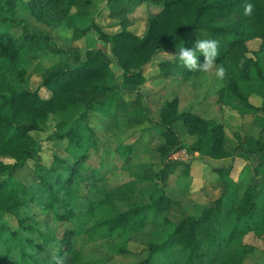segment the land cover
<instances>
[{
  "label": "trees",
  "instance_id": "obj_1",
  "mask_svg": "<svg viewBox=\"0 0 264 264\" xmlns=\"http://www.w3.org/2000/svg\"><path fill=\"white\" fill-rule=\"evenodd\" d=\"M93 1L0 0V218L18 227L11 232L12 237L27 232L17 252L9 253L0 264H38L35 255L41 249L49 257L42 264H60L64 254L70 264H79L80 251L72 241L79 233L87 242L110 241L118 252H126L128 235L149 224L157 236L146 243L145 254L132 264H240L245 257L243 248L247 249L237 239L243 231L240 224L264 235V181L256 186L254 177L255 183L252 180L238 190V184L226 177L230 161L225 165L210 163L223 190L209 205H202L197 215L184 214L172 221L168 210L175 200L163 191V178L181 161L169 158V154L183 148L187 159L194 152L205 163L225 158L224 129L214 117L201 116L190 108L179 109L175 97L163 99L152 115L143 93L130 85L145 83V64L156 67L159 79L200 74L183 66L178 49L193 48L196 40L213 38L220 43L217 66L227 69L217 88V100L232 108L263 111L264 126V0H101L104 19L115 20L118 28L108 31L91 22L106 48H87L75 62L70 59L71 50L56 45L57 59L51 61L44 47V43H51L49 36L31 31L13 16L16 8H22L34 21L48 26L72 9L87 14ZM247 3L254 6L250 16L244 15ZM138 6L149 8L141 35L128 27L127 19ZM12 27H19L20 33L13 34ZM84 33V28H71L72 38ZM254 38L259 39L258 46L248 55L246 42ZM23 49L38 60L47 55L48 63L42 64L39 72V84L48 91L44 96L25 85L29 72L20 57ZM165 49L170 50L171 57H155ZM197 59L203 63V54L198 53ZM250 93L260 95V105L248 100ZM98 107L126 125L148 122L150 140L157 139L149 147V156L127 164L130 179L111 186L99 182L97 165L87 162L92 154L97 158L107 155L106 147L97 148L98 123L92 115L94 111L104 114ZM71 109H78L75 118ZM48 123L52 128L46 137L63 143L61 148L69 159L53 153L47 164L41 161L40 143L30 131L46 130ZM180 131L187 143L180 139ZM138 142L135 139L115 151L122 158L134 154L141 157ZM237 148L246 154L261 153L264 141L244 135ZM6 157L13 162L2 159ZM27 160L32 163L33 180L18 184L16 189L8 188L10 171ZM181 164L186 174L190 161ZM83 179L85 196L80 193ZM182 184L186 188L188 177ZM89 195L95 197L88 199ZM34 205L50 219L72 226L59 237H53L46 226L38 229L34 224L44 221L29 214ZM228 221H232V228L223 235V224ZM3 230L1 224L0 255L10 246ZM52 248L53 255L49 253Z\"/></svg>",
  "mask_w": 264,
  "mask_h": 264
},
{
  "label": "rangeland",
  "instance_id": "obj_2",
  "mask_svg": "<svg viewBox=\"0 0 264 264\" xmlns=\"http://www.w3.org/2000/svg\"><path fill=\"white\" fill-rule=\"evenodd\" d=\"M101 2V0H94L92 5L88 7L87 14L75 13L72 9L58 23L48 26L34 21L22 8H16L13 16L16 20L24 22L31 31L46 33L49 36L51 43H44V47L47 53L51 54V61L57 59V53L54 47L56 45L71 50L70 59L72 62H75L78 58L82 57L83 51L87 48H106V45L96 37L95 31L91 27V22L102 25L108 31H114L118 28L115 20L104 19V8ZM148 9L144 6H138L131 13L127 14L129 21L128 27L133 29L138 35H141L145 30V14ZM74 25L85 29L83 36L79 38L71 37V28ZM10 29L13 34L20 33L19 27H12ZM258 43L259 39L257 38L246 42L248 55L251 54V50L257 48ZM73 51L77 52V54L73 53ZM160 55L162 57H171V52L165 49L155 54V57L158 58ZM46 56L38 60V58L31 57L26 49H23L20 53L22 62L29 72L25 82L27 89L37 91V93L43 96L48 91L39 84V72L42 69V64L48 63ZM143 71L146 79L145 83L139 84L138 86L130 85V88L140 89L151 109L152 115L156 113V109L163 99L175 97L179 109L190 108L193 112L201 116L214 117V119L222 124L224 129V149L227 157L219 160H207L205 163L200 160L198 155H194L196 154L194 152V154L189 155L188 159L187 157L178 159L182 163L190 161L186 174L183 173L184 165L180 162L177 163L180 165L174 168V170H169L170 172L168 171V174L164 175L163 179L166 181L163 180V191L175 200V203L168 210V216L172 221H177L184 214L197 215L202 205H209L223 190L222 182L217 173L211 170L210 163L217 165L221 162L225 165L230 161L231 168L226 177L231 182L238 184V190L251 183L252 180L254 181V179H257V181L255 180L256 186L264 181V174L262 173L264 171V163L262 162L264 160V151L261 153L246 154L237 148L240 139L244 135H251L264 141L263 111L232 108L225 103H219L220 101L217 100V88L221 86V81L215 76V69L210 73L201 72L196 76H176L164 79H159L155 75L156 67L150 64H145ZM131 95H135V91H131ZM247 98L253 105H260L261 103V97L258 93H250ZM97 109L104 113L101 114L100 112L94 111L92 115L95 118L94 121L98 123L96 130H98L97 134L99 135L100 142L97 148L100 151L102 147H106L107 155L103 158H97L96 155L92 154L87 158V162L94 166L97 165L100 177L99 182L111 186L123 180L130 179L131 176L125 170L128 166L127 164L130 165L133 162H138L145 158V155L146 157L149 156L148 153H152L149 147H152L157 139L154 137L150 140V133L146 131L148 122L142 125L132 123L126 125V122L123 123L117 117L111 116V114L101 108L98 107ZM77 113L78 109L70 110V115L74 118ZM77 125L82 130L79 122ZM51 128V124L48 123L46 130L30 131V134L40 143L41 150L39 153L41 161L44 164L50 161L53 153L69 159L61 148L63 143L60 141H52L46 137V134ZM179 137L187 143V138H185L182 131H180ZM135 139L140 140L138 144L141 146V157L138 154L131 155L127 158L123 157L124 159L120 157V154L115 150L122 149L126 143L135 141ZM2 159L4 161H11V163L13 162L12 159L7 157ZM31 164V161L27 160L22 165L15 166L10 171L8 188L16 189L18 184H22L23 182L29 183L33 180L34 176L31 171ZM187 177L189 184L183 189L184 185L182 183L187 180ZM85 192L86 182L83 179L80 182V193L82 196H85ZM93 196L89 195L88 199L93 198ZM85 206L86 201L83 203V207ZM32 209L29 210V214L44 221V223H36L34 225H37L36 227L38 229L46 226L53 237H59L65 229L72 226V223L67 221L50 219L49 214L39 212L40 210L37 205H34ZM1 224L4 226L3 232L5 233L2 235L7 236L8 241H10L9 248L2 249L1 254H3L0 255V261H6L9 253L15 254L17 252V245L22 241L23 235L27 232L24 234L17 233L12 237L11 232L18 231V227L14 223H6L2 218H0ZM232 225V221L223 224L221 233L227 235ZM240 226L243 231L237 239H240L243 244L247 245V249L243 248L245 250L243 264H251L252 262L256 264L264 263V235L255 233L253 230L248 229V226H243L242 224ZM168 229L169 227L165 231H168ZM156 236L157 234L153 232L152 224L146 225L138 232L129 234L125 244L126 252H118L116 246L110 241L87 242L85 235L82 233L75 234L72 241L80 251L79 264H132L145 254L146 243ZM9 237L12 238L9 239ZM7 249L9 250L5 255ZM49 253L53 255L55 253L54 249L52 248ZM46 254L44 249L36 251L35 257L38 259V264L49 261V257ZM63 257L60 264H70L67 254H64Z\"/></svg>",
  "mask_w": 264,
  "mask_h": 264
},
{
  "label": "clouds",
  "instance_id": "obj_3",
  "mask_svg": "<svg viewBox=\"0 0 264 264\" xmlns=\"http://www.w3.org/2000/svg\"><path fill=\"white\" fill-rule=\"evenodd\" d=\"M253 4L247 3L244 6V15L250 16L253 12ZM220 43L213 38L198 39L193 48L180 47L178 49V59L189 71L210 73L215 69V76L223 81L227 75V69L220 65L217 66ZM202 53L204 60L200 63L197 54Z\"/></svg>",
  "mask_w": 264,
  "mask_h": 264
},
{
  "label": "built area",
  "instance_id": "obj_4",
  "mask_svg": "<svg viewBox=\"0 0 264 264\" xmlns=\"http://www.w3.org/2000/svg\"><path fill=\"white\" fill-rule=\"evenodd\" d=\"M187 156L188 154L186 153L185 149L181 148V149L172 151L168 157L172 159H184Z\"/></svg>",
  "mask_w": 264,
  "mask_h": 264
},
{
  "label": "crops",
  "instance_id": "obj_5",
  "mask_svg": "<svg viewBox=\"0 0 264 264\" xmlns=\"http://www.w3.org/2000/svg\"><path fill=\"white\" fill-rule=\"evenodd\" d=\"M196 153V152H195ZM243 259L241 260L240 264L242 263L243 264ZM251 264H256L255 262H252ZM259 264V263H258Z\"/></svg>",
  "mask_w": 264,
  "mask_h": 264
}]
</instances>
